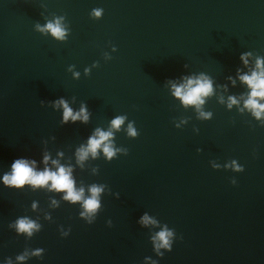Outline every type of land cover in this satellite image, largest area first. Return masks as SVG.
I'll list each match as a JSON object with an SVG mask.
<instances>
[{"label":"water","instance_id":"water-1","mask_svg":"<svg viewBox=\"0 0 264 264\" xmlns=\"http://www.w3.org/2000/svg\"><path fill=\"white\" fill-rule=\"evenodd\" d=\"M253 72L264 0H0V264H264V109L246 106L241 79ZM189 79L211 84L202 104L174 94ZM97 130L111 136L80 159ZM16 159L64 167L81 200L51 181L5 184Z\"/></svg>","mask_w":264,"mask_h":264},{"label":"clouds","instance_id":"clouds-1","mask_svg":"<svg viewBox=\"0 0 264 264\" xmlns=\"http://www.w3.org/2000/svg\"><path fill=\"white\" fill-rule=\"evenodd\" d=\"M96 15H99V11H96ZM46 27L50 32L57 38H63L64 32L58 24L49 23ZM257 66H260V61H257ZM241 79L246 82L251 88L249 94V99L246 101V106L255 110V115L260 116L261 109H264V104H259L255 98H264V72H253L250 76H242ZM211 91V84L208 81H193L189 79L186 85H181L175 87L174 94L181 98L184 104H202V96H206ZM232 103L236 101L230 98ZM64 107V120L67 121L69 117L73 120L79 118L80 114H73L72 110L64 104L63 101L60 102ZM84 112V109H81V113ZM86 119V115L83 117ZM123 123V117H117L112 121V126L114 128H119ZM129 134L135 135V131L129 126ZM98 138H89V144L87 149H82L79 153V158L84 159L87 153L90 151L95 155L96 150L101 146L102 142L108 140L111 136V132H101L97 130ZM103 151L107 157H112L114 154L113 149L109 144H104ZM55 163V162H54ZM12 172L11 174H5L3 180L5 184L14 185V186H23L25 183H30L34 186H42L51 181V187L57 191H66V199L70 201H79L81 200L82 192L76 191L74 189L73 180L70 177L69 172L64 168L60 167L56 172L49 171L45 169L43 172L37 173L34 172L33 168L29 166L28 162L24 159H16L11 164ZM100 192V188L93 187L91 189L92 196L84 201V207L88 212H94L98 208V201L96 199L97 194ZM144 222H148V217L143 218ZM35 225L27 221L26 219H19L17 221L18 231L28 232L31 234V230ZM169 236L171 233L168 231H161L158 233V238L160 240V245L157 247L163 246L171 250L169 243ZM23 257H20L22 259Z\"/></svg>","mask_w":264,"mask_h":264}]
</instances>
